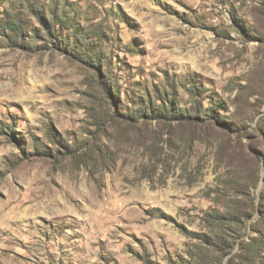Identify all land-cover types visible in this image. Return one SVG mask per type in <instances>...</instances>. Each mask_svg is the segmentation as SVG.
I'll use <instances>...</instances> for the list:
<instances>
[{
  "label": "rangeland",
  "instance_id": "obj_1",
  "mask_svg": "<svg viewBox=\"0 0 264 264\" xmlns=\"http://www.w3.org/2000/svg\"><path fill=\"white\" fill-rule=\"evenodd\" d=\"M30 4L81 28L99 64L38 37ZM169 82L180 106L194 85L243 125L110 116ZM49 131L91 157L75 165ZM263 177L264 0H0V264H197L216 233L234 241L221 264H253Z\"/></svg>",
  "mask_w": 264,
  "mask_h": 264
},
{
  "label": "trees",
  "instance_id": "obj_2",
  "mask_svg": "<svg viewBox=\"0 0 264 264\" xmlns=\"http://www.w3.org/2000/svg\"><path fill=\"white\" fill-rule=\"evenodd\" d=\"M29 9L41 25L40 30L36 31L38 37L47 40L61 51L67 46V49H69L71 54L75 55L77 53L84 61L90 63V65L94 66L99 64L100 52H94L95 50L92 46L93 42L86 39L81 28H73L69 32V35L66 36L62 32V28H58L57 24L62 20H58L60 15L55 12L54 8L49 9L50 16H47L41 6L36 4H30ZM19 21L20 20L17 18L9 17L5 22L6 29L13 34L14 41H18L24 27ZM246 29L249 30L251 28ZM76 44H79L80 47H77ZM101 85L109 97L112 98L110 93L114 94L115 90L113 86L108 83V79H103ZM198 92L200 91L194 85L190 86L188 88V93L191 97V104L183 107L179 105V96L175 85L170 83L162 93H157L155 98H148L145 103H140L132 112L113 111L110 116L113 119H116L117 117L118 120L127 122L131 126H137L142 123L151 124L152 122H155L163 123L168 128L171 127L172 123H176L178 126H198L200 124H202V126L216 125L231 131H238L241 128V125L243 124L239 118L228 116H223L222 118V116L218 114V108L215 105L203 107L195 98L196 95H198ZM119 117H121V119ZM49 134L51 137L55 138L52 131H49ZM52 142L59 147H63V152H61V154H67L70 156L75 165L86 162V159L91 157V146H88L83 150L79 145L71 147L67 144H63L58 138H55V140L53 139ZM163 142L165 141L163 140ZM155 146L157 147L158 145L155 144ZM57 150L58 149L56 148V151ZM45 151L46 153H49L48 150ZM158 162H163L160 157H158ZM257 211L259 212V215L255 220L256 226L254 227L256 228L257 233L243 243L241 246V251L243 252L240 255H250V260L254 262L253 264H264V195L260 200V205L259 208H257ZM206 215L215 218L216 214L207 212ZM223 217L224 216H222V218ZM232 219L235 220V218ZM200 238L203 239L205 245L208 249H211L212 253L204 256L197 264H221L223 257L230 252L234 245L233 240L229 242V240L222 237L219 233L214 234V236L201 234ZM233 259L234 258H231L228 263L230 264Z\"/></svg>",
  "mask_w": 264,
  "mask_h": 264
}]
</instances>
